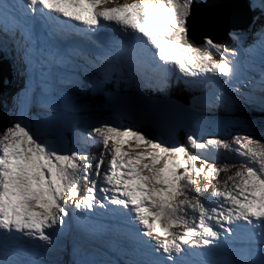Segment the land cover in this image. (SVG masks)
<instances>
[{
  "label": "snow or ice",
  "instance_id": "1",
  "mask_svg": "<svg viewBox=\"0 0 264 264\" xmlns=\"http://www.w3.org/2000/svg\"><path fill=\"white\" fill-rule=\"evenodd\" d=\"M202 2L0 0V66L23 79L0 127V264H264V121L177 143L66 115L107 81L264 113V0L232 48L197 42Z\"/></svg>",
  "mask_w": 264,
  "mask_h": 264
},
{
  "label": "water",
  "instance_id": "2",
  "mask_svg": "<svg viewBox=\"0 0 264 264\" xmlns=\"http://www.w3.org/2000/svg\"><path fill=\"white\" fill-rule=\"evenodd\" d=\"M248 0H207L195 8L197 21V42H202L201 37L209 35L213 40L221 41L220 35L226 34L230 29H247L251 22V11ZM209 22H212L211 24ZM4 90L0 75V95ZM95 110L111 114L112 110L118 115L124 125H134L145 133L171 139L179 131L194 127L195 119L182 110L168 112L157 111L132 104H116L109 101L102 102L108 109H100L97 103L87 100ZM259 122L264 119L257 120ZM199 124V123H197Z\"/></svg>",
  "mask_w": 264,
  "mask_h": 264
},
{
  "label": "rangeland",
  "instance_id": "3",
  "mask_svg": "<svg viewBox=\"0 0 264 264\" xmlns=\"http://www.w3.org/2000/svg\"><path fill=\"white\" fill-rule=\"evenodd\" d=\"M204 1H206V0H203V2ZM116 2L121 3V2H125V0H116ZM127 2L130 3L131 0H127ZM233 30H238V29L228 30V32L226 34L224 33L223 35H220L219 38H221V41L214 40V42L222 43L225 45V47H228V48L235 47L236 46L235 42L233 41L232 37L229 35V33ZM249 39H250V37H249ZM217 58H219V57H217ZM176 73L179 74L178 69L176 70ZM17 79H18L17 85L16 86L14 85L10 92L6 91L4 93V102L0 100V104H1L0 110H2L4 112V115H3L4 117H0V127L5 126L7 123V120H8V114H7V110H6V102H7V105H10L13 96L17 93V91H19V89L21 88V86L23 84L22 78L17 76ZM135 92H138V91H135ZM197 96H199V95H197ZM97 99H98V96H97ZM97 106L100 109H108V107L106 105H103L102 102H99L98 100H97ZM200 107H202L204 109H202V111H199V110H195V111L200 112L203 115H206L205 117L203 115H201V117L203 119H205L207 121V123L205 122V124L200 126V127H199V125H196L197 128L192 127L191 129L184 131L182 133V135H183L182 138L186 137V135L190 132L197 131L198 136H201L203 139H219L223 135L227 139L231 140L233 136H243V135L247 134V132H248V128L246 125L247 121H255L257 124H260L261 122L257 121L256 119H262V118H258V117L264 115V113H261L259 110L242 109V108H238V107L215 106V107H209V110L205 109V106H200ZM197 108H199V107H197ZM85 109H86L87 113L84 116L83 115L82 116H76L74 109L67 110L66 115L70 121L77 122L81 125L96 122V121H112V120H115L125 127L137 128L134 125H124L123 123H121L118 115L115 114L114 112H112V110H110V109H108V110L111 112V114L105 113L103 111L100 112L98 110H95L89 104H88V107H86ZM226 109L231 110L233 113L232 114L226 113L225 112ZM80 110H81L80 108H76L77 113H79ZM81 112H83V111H81ZM216 118H220V119L214 120V124H212L211 122L210 123L208 122V121H212V120H208V119H216ZM223 125H227V127L225 128V127H223ZM156 138L164 139V138H161L158 136H156ZM182 138H179V139H182ZM179 139L177 137H174L172 139H169V141H175L177 143H180ZM165 140H167V139H165ZM124 150L127 151L128 148L125 146ZM91 154H97L98 155V151L96 149H93L92 152L90 153V155ZM105 163H107V160L105 161ZM223 175H225V174L222 173L221 177H223ZM205 182L206 181L202 177L199 178V186L202 187ZM87 186H88L87 184L84 185L85 188ZM218 186H221V185H219L217 181H213L211 187L216 188ZM194 196H195V194L189 193L187 198L189 200H193Z\"/></svg>",
  "mask_w": 264,
  "mask_h": 264
},
{
  "label": "trees",
  "instance_id": "4",
  "mask_svg": "<svg viewBox=\"0 0 264 264\" xmlns=\"http://www.w3.org/2000/svg\"><path fill=\"white\" fill-rule=\"evenodd\" d=\"M10 70H11V66H10V64H9V62H6L5 64H3L2 66H0V73H1V76L2 77H4V78H7V80L9 79V74H10ZM121 90H124V91H127L128 90V87L127 86H125V88H123V89H121ZM179 92L178 91H174V92H170L168 95H169V97H171V98H173V97H175V98H182L179 94H178ZM149 94H154V92H151V93H149ZM177 100H180V101H182V102H186L187 101V99H177ZM4 115V113L2 112V110L0 111V116H3ZM4 117V116H3ZM259 118H263L264 119V115L263 116H260ZM149 132V131H148ZM146 133L150 138H153V136L150 134V133ZM177 137V136H176ZM183 137V135H180L179 134V137H178V139L179 138H182ZM184 139H185V137L184 138H182V139H179V141H180V143H183L184 142Z\"/></svg>",
  "mask_w": 264,
  "mask_h": 264
},
{
  "label": "bare ground",
  "instance_id": "5",
  "mask_svg": "<svg viewBox=\"0 0 264 264\" xmlns=\"http://www.w3.org/2000/svg\"><path fill=\"white\" fill-rule=\"evenodd\" d=\"M121 3H123V2H121ZM188 114V113H187ZM188 115H190V114H188Z\"/></svg>",
  "mask_w": 264,
  "mask_h": 264
}]
</instances>
